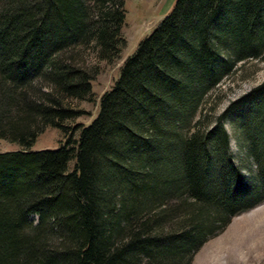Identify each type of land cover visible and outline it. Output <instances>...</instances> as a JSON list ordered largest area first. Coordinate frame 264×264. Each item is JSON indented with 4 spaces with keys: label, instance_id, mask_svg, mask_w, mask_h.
<instances>
[{
    "label": "trees",
    "instance_id": "1",
    "mask_svg": "<svg viewBox=\"0 0 264 264\" xmlns=\"http://www.w3.org/2000/svg\"><path fill=\"white\" fill-rule=\"evenodd\" d=\"M125 17V0H0V139L18 146L0 151V264H190L264 199V81L190 127L238 62L264 58V0H175L67 133L72 102L96 100V72L65 52L91 45L114 62ZM226 118L254 176L233 160ZM48 126L64 140L31 149Z\"/></svg>",
    "mask_w": 264,
    "mask_h": 264
},
{
    "label": "rangeland",
    "instance_id": "2",
    "mask_svg": "<svg viewBox=\"0 0 264 264\" xmlns=\"http://www.w3.org/2000/svg\"><path fill=\"white\" fill-rule=\"evenodd\" d=\"M174 1L125 0L126 17L121 32L126 43L119 57L112 63L98 60L91 45L72 46L65 52V55H71L79 66L96 72L92 80V91L96 100L72 102L73 107L82 112L66 122L67 133L76 135V127L89 123L96 115L99 96L112 85L123 59L133 51L140 38L148 34L169 12ZM263 81L264 58L238 62L236 70L223 76L220 83L206 95L190 127L207 128L217 120V116L230 101ZM223 125L229 136V150L235 164L247 177L254 176L255 164L246 153L244 137L230 119H224ZM64 137L62 129L48 126L38 135L31 149L56 148ZM17 147L14 143L0 139V151ZM32 217L35 220V215ZM190 264H264V199L250 209L234 215L221 232L208 238L194 253Z\"/></svg>",
    "mask_w": 264,
    "mask_h": 264
}]
</instances>
